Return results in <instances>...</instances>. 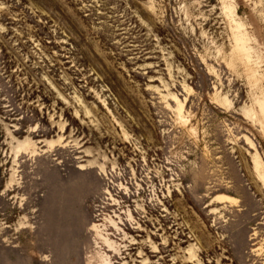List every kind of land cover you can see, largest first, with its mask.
<instances>
[{
  "label": "rangeland",
  "instance_id": "obj_1",
  "mask_svg": "<svg viewBox=\"0 0 264 264\" xmlns=\"http://www.w3.org/2000/svg\"><path fill=\"white\" fill-rule=\"evenodd\" d=\"M0 264H264V0H0Z\"/></svg>",
  "mask_w": 264,
  "mask_h": 264
},
{
  "label": "bare ground",
  "instance_id": "obj_2",
  "mask_svg": "<svg viewBox=\"0 0 264 264\" xmlns=\"http://www.w3.org/2000/svg\"><path fill=\"white\" fill-rule=\"evenodd\" d=\"M225 198H227V199H225ZM216 199L219 200V201H224V200L231 201L232 200V198H229V197H226V196H218V197H216Z\"/></svg>",
  "mask_w": 264,
  "mask_h": 264
},
{
  "label": "clouds",
  "instance_id": "obj_3",
  "mask_svg": "<svg viewBox=\"0 0 264 264\" xmlns=\"http://www.w3.org/2000/svg\"><path fill=\"white\" fill-rule=\"evenodd\" d=\"M225 199H227V198H225ZM231 203L235 205V204H239V201L238 200H232ZM221 219H223V216H221ZM224 223L227 224V220H225Z\"/></svg>",
  "mask_w": 264,
  "mask_h": 264
}]
</instances>
